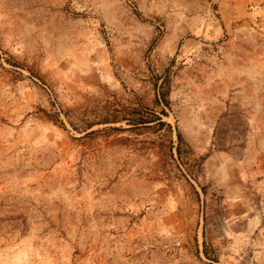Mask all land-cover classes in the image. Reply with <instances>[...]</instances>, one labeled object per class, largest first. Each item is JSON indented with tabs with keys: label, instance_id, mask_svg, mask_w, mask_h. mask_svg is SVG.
<instances>
[{
	"label": "rangeland",
	"instance_id": "rangeland-1",
	"mask_svg": "<svg viewBox=\"0 0 264 264\" xmlns=\"http://www.w3.org/2000/svg\"><path fill=\"white\" fill-rule=\"evenodd\" d=\"M0 264H264V0H0Z\"/></svg>",
	"mask_w": 264,
	"mask_h": 264
}]
</instances>
